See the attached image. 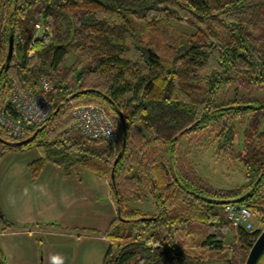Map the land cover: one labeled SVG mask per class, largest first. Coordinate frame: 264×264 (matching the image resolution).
<instances>
[{
  "label": "trees",
  "instance_id": "obj_1",
  "mask_svg": "<svg viewBox=\"0 0 264 264\" xmlns=\"http://www.w3.org/2000/svg\"><path fill=\"white\" fill-rule=\"evenodd\" d=\"M11 32L13 57L2 70ZM1 70L0 107L13 83L35 93L42 79L52 85L50 118L16 149L40 148L39 168L50 162L67 175L79 166L104 178L116 212L110 179L122 152L119 215L104 232L102 264H209L214 256L245 264L260 231L234 228L225 206L238 200L264 228V102L254 96L264 90V0H0ZM89 104L112 119L116 147L72 130L73 109ZM0 138L14 141L2 128ZM185 140L209 141L244 183L222 190L204 181ZM129 197H149L154 212L129 207Z\"/></svg>",
  "mask_w": 264,
  "mask_h": 264
},
{
  "label": "rangeland",
  "instance_id": "obj_2",
  "mask_svg": "<svg viewBox=\"0 0 264 264\" xmlns=\"http://www.w3.org/2000/svg\"><path fill=\"white\" fill-rule=\"evenodd\" d=\"M175 27L185 32L187 29L191 30L179 23ZM139 32L146 37L144 30H139ZM72 60L69 59L68 64ZM233 95V92L223 94L222 99L227 101ZM254 96L259 101L264 102V90L255 92ZM0 145L2 144L0 143ZM1 147L2 210L7 212L12 223H10L11 227H2L0 232L9 234L8 241L14 242L17 246L20 245L25 252L33 251L37 264H102L108 247L104 232L110 223L117 218L114 209L112 221L109 217V198H106L104 187L101 198L98 194L99 188H97V192H93L96 194V199L87 200V192L84 191L86 200L81 204H73L70 209L65 207L66 204L63 208H60L58 204L57 207H49L51 202H58V197L65 189V186L57 182L59 177L60 180L64 179L68 183L67 185H71L70 193L75 191V187L78 186L76 183L80 182V178L84 183H88L86 178L90 175L95 179L99 178L92 172L84 168L83 170L82 167L73 169L70 175L65 174L64 168H59L50 162H46L43 167L39 168L38 161L42 158L43 153L36 146L22 150L16 148L4 150L3 146ZM182 147L187 153L186 159L190 161L197 174L215 188L230 190L244 183L241 169L237 166L229 168L218 159L209 141L191 145L185 140ZM79 190L77 192L80 193ZM65 191H67V193L65 192L67 195L69 192L67 189ZM75 196H79L77 200L84 199L81 193ZM60 200L62 202L64 200L65 203L67 201L66 197L60 198ZM74 200L76 201V199H70L71 202ZM126 202L129 207L140 209L144 213L154 212V205L149 197H144L141 201L129 197ZM25 206L33 207L25 209ZM253 226L260 232L263 230L258 222H254ZM129 235H132L130 230ZM234 235V229L229 230L226 233L224 244H231ZM5 246L2 248V254L0 253V257H2L0 261H4L3 258H5L6 264H16V252L7 245ZM27 258L31 260L30 254H27ZM217 259L214 256L209 264H224Z\"/></svg>",
  "mask_w": 264,
  "mask_h": 264
},
{
  "label": "built area",
  "instance_id": "obj_3",
  "mask_svg": "<svg viewBox=\"0 0 264 264\" xmlns=\"http://www.w3.org/2000/svg\"><path fill=\"white\" fill-rule=\"evenodd\" d=\"M36 36H40V26L36 25ZM34 43L32 42L31 45ZM51 83L42 79L39 92H33L27 85L13 83L7 105L0 107V128L14 141L23 139L30 130L44 125L52 114L48 95ZM72 130L93 141H103L107 146L116 147L119 137L115 125L106 111L98 105H80L73 109ZM228 221L234 228L256 231L252 213L236 204L225 206ZM9 235V234H5Z\"/></svg>",
  "mask_w": 264,
  "mask_h": 264
},
{
  "label": "crops",
  "instance_id": "obj_4",
  "mask_svg": "<svg viewBox=\"0 0 264 264\" xmlns=\"http://www.w3.org/2000/svg\"><path fill=\"white\" fill-rule=\"evenodd\" d=\"M1 146L2 145H0V154L2 152V147ZM78 167L79 166L72 167L70 169L69 174H67V175H70L71 171L73 169H75V168H78ZM79 168H81V167H79ZM78 170L81 171V169H78ZM95 176L97 178H99V179H95V178H93L90 175L89 177L86 178V181L88 183H84V181L80 178L79 179L80 182L79 183H76L78 186L75 187V191L73 190L72 193H70L71 190H69L71 185H67L68 183H66V181L64 179L60 180V177H59V181H57V182L60 183V185L65 186V189H67L69 193L67 195H65V192L67 193V191H65V189H64L63 190V193L57 199L58 202L57 203L54 202V201L51 202V205L49 207L50 208H52L53 206L57 207V204H58V206H60V208H63L64 204H66L65 207L67 209H70L73 204H75V205L76 204H81V202H83L84 200H86V198H85L86 193L84 191L87 192V196H86L87 197V200L90 199V198L96 199V194H93V192L96 193L97 192V188H99V193L98 194H99V197L101 198L102 197V194H103L102 188L104 187V191H105V194H106V198H109V201H108L109 213L108 214H109V217H110V219L112 221V218H113V215H114L113 209L115 210V212H116V209H115V206H114V203H113V200H112V197L110 195L109 188H108L109 187V183L106 180L104 181L103 178L98 177L97 175H95ZM91 185H94V186H91ZM80 187H81V190H79ZM76 189L79 190V191H81L80 193L84 197L83 200H77V199H79V196H75V195L76 194H79L80 195V193L77 192ZM0 197H1V201H0V225H1V228H0V230H2V227L8 226L12 222H11V220H9L7 212H5L4 210H2V186H1V184H0ZM65 197L67 199L66 203L64 202V200H63V202L60 200V198L63 199ZM71 198L76 199V201L74 200L73 201L74 203L71 202L70 201ZM32 207L33 206H31V207H26L25 206V209L32 208ZM27 212H29V210H27ZM116 214H117V212H116ZM2 218L4 219V221L6 223L3 222ZM2 223L4 224L3 226H2ZM45 230H47V229H45ZM8 238H9V235L2 234V231L0 232V253L1 254H2V251H3L2 248H5L6 247L5 245H7V247H10V249H12V251H15L16 252V254H15L16 264H37V261H35V256H34L33 251L30 252V253L29 252H25L23 247L21 248L20 245L17 246L14 242L8 241L9 240ZM27 254H30L31 260H29L27 258ZM1 258L2 257H0V259ZM3 259H4V261H6L5 258H3ZM0 262H2V261H0ZM4 264H6V263L4 262Z\"/></svg>",
  "mask_w": 264,
  "mask_h": 264
},
{
  "label": "water",
  "instance_id": "obj_5",
  "mask_svg": "<svg viewBox=\"0 0 264 264\" xmlns=\"http://www.w3.org/2000/svg\"><path fill=\"white\" fill-rule=\"evenodd\" d=\"M13 49H14V32H11L10 36H9V40H8V51H7V56H6V62L3 65L2 70L3 69L8 70V67H9L10 62H11L12 57H13ZM2 70L0 71V75L2 73ZM118 117L121 121V124L123 126V130H124V134L122 137V150H124V148L126 146V137H125L126 136L125 135L126 124H125V120H124V118L120 112H118ZM36 135L37 134L35 133L32 136H30V137H28L22 141H4L0 138V143L7 146L8 148L22 147V146H26V145L32 143L34 141ZM121 154H122V152L118 155V157L114 161L112 172H111V179H110V184L114 190L115 197L117 200V209H118L117 215H119V194H118V191L116 189L114 170H115V166H116L119 158L121 157ZM237 201L238 200L229 201V202H226V204H235V203H237ZM263 253H264V228H263V230H261L257 239L253 243V245L249 251V254L247 256L245 264H257L259 259L263 255Z\"/></svg>",
  "mask_w": 264,
  "mask_h": 264
}]
</instances>
